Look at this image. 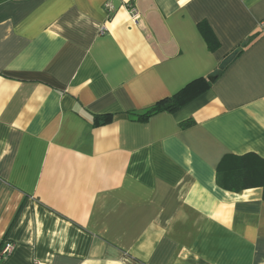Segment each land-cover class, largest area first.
<instances>
[{
	"label": "crops",
	"instance_id": "obj_1",
	"mask_svg": "<svg viewBox=\"0 0 264 264\" xmlns=\"http://www.w3.org/2000/svg\"><path fill=\"white\" fill-rule=\"evenodd\" d=\"M252 35L176 111L130 115ZM247 153L264 159V0H0V264H264L262 189H234Z\"/></svg>",
	"mask_w": 264,
	"mask_h": 264
},
{
	"label": "trees",
	"instance_id": "obj_2",
	"mask_svg": "<svg viewBox=\"0 0 264 264\" xmlns=\"http://www.w3.org/2000/svg\"><path fill=\"white\" fill-rule=\"evenodd\" d=\"M199 28L208 47L211 50L215 49L218 42L207 24L200 23ZM254 37V35L250 36L246 41L238 45L236 49L228 53L210 75H216L217 78L228 66L231 60L238 56L243 49L253 41ZM208 76L194 79L176 93L156 101L154 104L141 112H130V115L134 119L145 120L158 112H174L204 92L211 85L213 81H210ZM111 118V114L97 115L94 117V124H106L110 122ZM191 122L192 121L187 120L183 122L182 125L187 126ZM234 159L236 160V164L234 166V189L241 190L248 187L259 186L262 189V199L264 200V159L253 153L235 156ZM218 175L221 176L220 171L218 172Z\"/></svg>",
	"mask_w": 264,
	"mask_h": 264
},
{
	"label": "built area",
	"instance_id": "obj_3",
	"mask_svg": "<svg viewBox=\"0 0 264 264\" xmlns=\"http://www.w3.org/2000/svg\"><path fill=\"white\" fill-rule=\"evenodd\" d=\"M108 7H111V6L108 5ZM126 9H127L131 22L133 24H138L140 15L138 11L136 10V8L133 5H128ZM12 247H13V244L9 241H5L2 245H0V258H3L6 255H8L11 252Z\"/></svg>",
	"mask_w": 264,
	"mask_h": 264
},
{
	"label": "water",
	"instance_id": "obj_4",
	"mask_svg": "<svg viewBox=\"0 0 264 264\" xmlns=\"http://www.w3.org/2000/svg\"><path fill=\"white\" fill-rule=\"evenodd\" d=\"M208 78L210 81H214L216 79V75H209Z\"/></svg>",
	"mask_w": 264,
	"mask_h": 264
}]
</instances>
